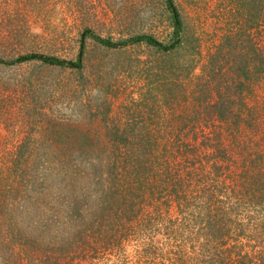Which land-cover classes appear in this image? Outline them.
<instances>
[{
	"label": "trees",
	"instance_id": "obj_1",
	"mask_svg": "<svg viewBox=\"0 0 264 264\" xmlns=\"http://www.w3.org/2000/svg\"><path fill=\"white\" fill-rule=\"evenodd\" d=\"M257 3L261 40L233 34L226 52L196 60L198 73L189 69L178 80L183 71L172 64L163 74L165 115L73 137L84 147L71 149L65 177L42 176L23 200L38 227L0 231V239L18 241L0 242V264H101L110 256L127 264L122 252L130 244L141 264H264V0ZM165 6L168 42L143 33L114 41L84 29L74 60L29 53L0 63L80 73L87 39L171 61L183 47L184 23L174 0Z\"/></svg>",
	"mask_w": 264,
	"mask_h": 264
},
{
	"label": "rangeland",
	"instance_id": "obj_2",
	"mask_svg": "<svg viewBox=\"0 0 264 264\" xmlns=\"http://www.w3.org/2000/svg\"><path fill=\"white\" fill-rule=\"evenodd\" d=\"M258 1L174 0L184 32L183 47L171 61L144 47L108 49L87 39L80 73L37 61L0 63V231L38 227L23 200L34 196L33 181L42 176L65 177L71 149L84 147L73 141L75 135L101 137L106 124L114 127L137 116L148 122L169 112L163 74L172 64L181 66V80L180 75L192 73L189 69L198 73L196 60L218 48L226 52L233 34L245 43L248 37L261 40ZM84 29L114 41L143 33L168 42L171 33L165 0H0V58L5 62L29 53L74 60ZM248 49L240 47V52ZM65 206L56 207L61 216ZM6 213L13 215L10 228ZM133 246L124 247L122 256L127 264H141ZM115 258L101 264L116 263Z\"/></svg>",
	"mask_w": 264,
	"mask_h": 264
}]
</instances>
